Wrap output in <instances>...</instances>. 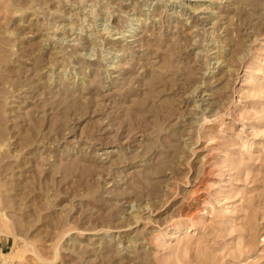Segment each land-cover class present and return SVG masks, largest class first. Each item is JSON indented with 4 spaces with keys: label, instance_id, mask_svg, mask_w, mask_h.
<instances>
[{
    "label": "rangeland",
    "instance_id": "obj_1",
    "mask_svg": "<svg viewBox=\"0 0 264 264\" xmlns=\"http://www.w3.org/2000/svg\"><path fill=\"white\" fill-rule=\"evenodd\" d=\"M59 1L0 0V264H264V0Z\"/></svg>",
    "mask_w": 264,
    "mask_h": 264
},
{
    "label": "bare ground",
    "instance_id": "obj_2",
    "mask_svg": "<svg viewBox=\"0 0 264 264\" xmlns=\"http://www.w3.org/2000/svg\"><path fill=\"white\" fill-rule=\"evenodd\" d=\"M61 1H62V3H63V1H66V2H64L63 4H67L68 6H70V9L68 10V11H66V12H62V9L60 10V9H57L55 12L54 11H52L53 13H55V14H61L62 15V17L61 18H63V20L62 19H60V20H62L61 22L60 21H58L59 23H55L54 24V22H53V25H52V32L49 34L50 35V39H52V38H54L55 39V37L56 36H59V33L60 34H62V36L61 37H59V38H57L56 37V39L54 40V39H52V40H54V41H56L57 39H60L59 41L61 42V41H64L65 42V40H68V42L70 43H68L69 45H75V47L76 46H82V47H80V48H85V47H83L84 46V43L86 42V44L88 45V44H90V43H87V41L89 42V40H85V39H91V40H93V39H95V34H98V33H100V37H101V35H107L109 38L112 36L113 37V42H114V40H116L117 38H121L122 36H113L114 34H116V33H122V35H127V36H129V37H132V38H129V40H128V42L130 41V40H137V39H139L140 37H142V34L140 33V36H139V34H138V36H136L137 34V32H135L134 33V31H132L133 29L132 28H135V29H137L138 31H141V32H143L140 28H138V27H134L133 26V23H129L128 25L131 27V29H129V27H128V29H125V30H127V31H131V32H133V33H126V32H124L123 30H114V28H110V26H106V27H104V25H103V28L100 30L99 29V31H97V32H94V28L92 27V24L90 23L91 21H89L87 18H88V16H90V17H92V20H93V18H104V19H106V20H109V19H111L112 18V16H113V14H115V13H113L112 14V12H111V10L108 8V7H104V8H102L101 6H103V4H102V2L100 3L101 4V6H100V4L98 3H96L95 1H93V0H80L82 3H83V6H82V8L79 10L78 8V11H79V13H77L78 11L76 10V11H73V10H75V8H76V6L77 5H75L76 3V1H74V2H69L68 0H60L59 1V3H61ZM102 1V0H101ZM151 1V0H150ZM154 1H156V0H154ZM159 1H161L162 2V0H159ZM77 2H79V1H77ZM81 2H79V3H81ZM148 2V1H147ZM153 2V1H152ZM157 2V1H156ZM61 3V4H62ZM82 3H81V5H82ZM149 3V2H148ZM149 4H151L152 5V3H149ZM60 5V4H59ZM66 5V6H67ZM100 6V7H99ZM107 6H108V4H107ZM110 7V6H109ZM111 8V7H110ZM142 8H144L143 6H142ZM151 8V7H150ZM66 9V8H65ZM116 11V10H115ZM144 11V10H143ZM150 11V10H149ZM211 11V10H210ZM124 12V11H123ZM126 12V11H125ZM129 12H132V11H129ZM145 12V11H144ZM155 12V11H154ZM204 12V11H203ZM118 13V12H117ZM121 13H122V11H121ZM134 13H135V11H134ZM146 13V12H145ZM214 13V12H213ZM101 14V15H100ZM122 14H124V13H122ZM132 14V13H131ZM151 14V11H150V13L148 14V11H147V18H146V23L148 22L147 21V19L150 17L149 15ZM154 14V13H153ZM158 14V13H157ZM218 15H219V13H217ZM99 15H100V17H99ZM118 15V14H117ZM116 15V16H117ZM130 15V14H129ZM128 15V16H129ZM115 16V17H116ZM141 16V15H140ZM213 16H214V14H213ZM125 17H127V16H125ZM129 17H131V16H129ZM129 17H128V19H129ZM211 17V16H210ZM181 18H183V17H181ZM216 18H219V17H216ZM95 19H94V22H95ZM103 19V20H104ZM131 19H132V17H131ZM157 19V18H156ZM214 19V18H213ZM130 20V19H129ZM135 20V19H134ZM141 20V22H139ZM206 20V19H205ZM212 20V19H211ZM215 20H218V19H215ZM57 21V20H56ZM127 21V20H126ZM138 22L137 23H134V24H142V22H144L145 20H144V18L143 17H139V20H137ZM157 21V20H156ZM186 21V20H185ZM108 22H110V21H108ZM108 22H107V24H108ZM150 22V21H149ZM213 22H215L214 20H213ZM212 22V23H213ZM111 23H113V22H111ZM110 23V24H111ZM186 23H188V22H186ZM95 24V23H94ZM105 24V23H104ZM114 25L115 24H117V23H113ZM127 25V24H126ZM147 25V24H146ZM204 25V24H203ZM213 25H214V23H213ZM213 25H212V28H213ZM94 26V25H93ZM112 27H113V25H111ZM124 26V25H123ZM141 26V25H140ZM205 26V25H204ZM204 26H202V28L204 27ZM51 27V26H50ZM115 27V26H114ZM211 27V26H210ZM98 28V27H97ZM144 28V27H143ZM118 29V28H117ZM204 29H206L205 27H204ZM204 29H203V32H204ZM96 30V29H95ZM98 30V29H97ZM197 30V29H196ZM200 30V32H201V28H199L198 29V31ZM214 31V29H210V31ZM216 30V29H215ZM145 31H147V30H145ZM208 31H209V29H208ZM211 31V32H212ZM202 32V34H204ZM146 33V32H145ZM208 33V32H207ZM206 33V31H205V34H207ZM209 34V33H208ZM212 34L213 33H211V36H212ZM99 35V34H98ZM197 35V34H196ZM214 35V34H213ZM205 36V35H204ZM207 36V35H206ZM197 37H198V35H197ZM85 38V39H84ZM93 38V39H92ZM105 38V37H104ZM144 38V37H143ZM196 38V37H195ZM198 38H200V37H198ZM202 38V37H201ZM206 38V37H205ZM208 38V37H207ZM49 39V40H50ZM83 39L85 40V41H83ZM214 39V38H213ZM103 40V39H102ZM140 40V39H139ZM138 40V41H139ZM197 40H199V39H197ZM205 41H207L208 42V39L206 40V39H204ZM210 40V39H209ZM98 42H100L99 40H97ZM104 41V40H103ZM119 41V40H118ZM117 41V42H118ZM141 41V40H140ZM139 41V42H140ZM200 41V40H199ZM202 41H203V39H202ZM63 42V43H64ZM133 42V41H132ZM135 42V41H134ZM133 42V43H134ZM197 41H195V39H194V42H192V43H196ZM217 42V41H216ZM57 43V42H56ZM93 43V42H92ZM104 43V42H103ZM107 43V42H106ZM85 44V45H86ZM95 44V42L92 44V45H94ZM105 44V43H104ZM132 44V43H131ZM199 44V43H198ZM58 45V44H57ZM65 45V44H64ZM64 45H62L63 47H64ZM102 46H103V44H101ZM141 45V44H140ZM60 46H61V44H60ZM98 46H99V44H98ZM214 44H213V50L216 48H214ZM218 46V45H217ZM58 47H59V45H58ZM57 47V48H58ZM71 47V46H70ZM90 46H88V48H89ZM92 47V46H91ZM94 47V46H93ZM96 47H97V43H96ZM100 47V46H99ZM104 47V46H103ZM103 47H101V48H103ZM124 47V46H123ZM66 48H67V45H66ZM77 48V47H76ZM106 48V47H105ZM105 48H104V50H105ZM65 49V48H64ZM90 49V48H89ZM100 49V48H99ZM201 49H206V48H201ZM62 50V49H61ZM60 50V51H61ZM76 50V49H75ZM78 50V49H77ZM76 50V51H77ZM81 50V49H80ZM85 50V49H84ZM95 50V49H94ZM209 51H210V49H208ZM91 51H93V50H91ZM96 51H98V50H95V52ZM119 51V50H118ZM120 51H121V49H120ZM207 51V50H206ZM215 51V50H214ZM55 52V51H54ZM64 52H65V50H64ZM77 52H79V51H77ZM102 52V51H101ZM104 52V51H103ZM102 52V53H103ZM204 52V51H203ZM57 54H58V52H56ZM63 53V52H62ZM61 53V54H62ZM89 53V52H88ZM90 53H92V52H90ZM116 53V52H115ZM119 53V52H118ZM201 53V52H200ZM213 53H215V52H213ZM65 54V53H64ZM83 54H86V53H83ZM93 54H95V53H93ZM206 53H204V55H205ZM208 54V53H207ZM210 54H212V53H210ZM219 54V53H218ZM203 55V54H202ZM209 55V54H208ZM56 56H58V55H56ZM59 56H60V54H59ZM64 56V55H63ZM85 56V55H84ZM88 56V55H87ZM96 56V55H95ZM211 56V55H210ZM217 56V55H216ZM66 57V56H65ZM86 57V56H85ZM88 57H90V56H88ZM107 57V56H106ZM202 57V56H201ZM201 57H199V58H201ZM209 57V56H208ZM207 57V58H208ZM203 58V57H202ZM205 58V57H204ZM213 58V57H212ZM211 58V59H212ZM215 58V57H214ZM95 59V58H94ZM93 59V60H94ZM209 59V58H208ZM216 59V58H215ZM114 60V59H113ZM208 62H210V61H208ZM215 62H217V61H215ZM218 62H219V60H218ZM217 62V63H218ZM214 63V62H213ZM222 64V63H221ZM66 65V64H65ZM69 65V64H68ZM117 65V64H116ZM210 65H211V63H210ZM210 65H208L207 64V66H210ZM67 66V65H66ZM91 66V65H90ZM208 68H210V67H208ZM117 69V68H116ZM116 71V70H115ZM204 74H205V72H204ZM203 83V82H202Z\"/></svg>",
    "mask_w": 264,
    "mask_h": 264
}]
</instances>
